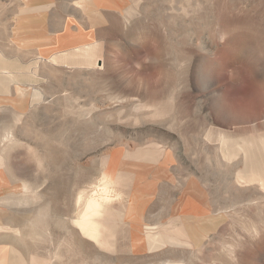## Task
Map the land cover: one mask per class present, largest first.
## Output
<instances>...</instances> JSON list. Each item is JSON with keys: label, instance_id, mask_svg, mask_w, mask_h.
Instances as JSON below:
<instances>
[{"label": "rangeland", "instance_id": "rangeland-1", "mask_svg": "<svg viewBox=\"0 0 264 264\" xmlns=\"http://www.w3.org/2000/svg\"><path fill=\"white\" fill-rule=\"evenodd\" d=\"M24 14L47 49L20 38ZM0 84L1 247L28 264H264V0H0ZM105 183L82 231L78 199Z\"/></svg>", "mask_w": 264, "mask_h": 264}, {"label": "crops", "instance_id": "crops-1", "mask_svg": "<svg viewBox=\"0 0 264 264\" xmlns=\"http://www.w3.org/2000/svg\"><path fill=\"white\" fill-rule=\"evenodd\" d=\"M35 0H27L28 3H32ZM103 5V4H102ZM24 14L22 15L21 22H19L18 25H16L15 28H20L21 32H18L20 38L27 39L26 45H38L43 47V49H47V42L45 41H51V39L54 40V37L48 35L45 31V23L43 22L42 17L39 18V14ZM67 28V26H66ZM66 30V29H65ZM58 37V39L62 38ZM87 37V36H83ZM51 43V42H50ZM22 45H25L24 43ZM9 81L5 82V85H8ZM2 84H0L1 86ZM155 152V150H154ZM153 154V153H152ZM170 158V153L167 155V159ZM159 171L158 173L160 175H166L169 177V173L167 172V169L165 166H162L161 168H157ZM149 184V183H148ZM146 184V186L148 185ZM144 187L143 183H139V185L136 187V189H142ZM152 187V184L150 183V187H147L148 190ZM12 184L7 181L5 178H2L0 176V191H5V190H12ZM137 192V193H136ZM134 192L133 194V199H134V205L129 209L128 214L133 218L134 223L139 226L144 224V220L141 214L142 208L145 206L147 202L146 195L149 196V194L146 193H141L139 190ZM12 201V200H11ZM182 205H180V208L177 212H181L184 215V219L186 220L185 222H189L191 218L195 216V210L192 207H189V205L193 204V202L185 197L184 201L181 202ZM190 230H192L189 227ZM200 230V228H199ZM205 229L201 228V236L203 237L205 232L202 231ZM189 231V230H188ZM198 231V230H197ZM190 232V231H189ZM11 256H15L16 259H14ZM0 264H28L27 260L23 256V254L16 250L14 247H1L0 246ZM30 264H40L39 261L37 260L36 257L31 256Z\"/></svg>", "mask_w": 264, "mask_h": 264}, {"label": "bare ground", "instance_id": "bare-ground-1", "mask_svg": "<svg viewBox=\"0 0 264 264\" xmlns=\"http://www.w3.org/2000/svg\"><path fill=\"white\" fill-rule=\"evenodd\" d=\"M108 185L109 183H105L102 187H99V189L97 188L94 194L90 196H86L84 198L80 197V199H78V201L82 202V209H81V213L79 216L80 218L77 222H78L79 228L82 231H85V229L88 228V226L91 224L92 217L99 212L100 207L102 206V202L105 196L104 194L107 191ZM189 207L193 208L194 206L193 204H191L189 205Z\"/></svg>", "mask_w": 264, "mask_h": 264}]
</instances>
